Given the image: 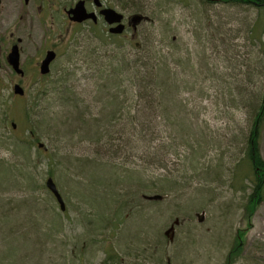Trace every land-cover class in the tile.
I'll return each mask as SVG.
<instances>
[{
	"label": "rangeland",
	"instance_id": "1",
	"mask_svg": "<svg viewBox=\"0 0 264 264\" xmlns=\"http://www.w3.org/2000/svg\"><path fill=\"white\" fill-rule=\"evenodd\" d=\"M77 1L50 0L48 23L32 4L2 1L0 212L7 215L0 231L27 225L29 217L17 208L29 196L49 213L53 207L49 222L58 220L60 228L51 227L61 231L44 237L43 245L0 232V264H224L239 238L243 251L233 264H264V200L246 210L249 183L243 182L244 194L233 181L244 175L247 99L258 100L264 82V19L258 10L201 0H105L118 12L144 17L139 45L130 46L128 34L99 37L93 28H70L64 8ZM60 34L59 58L41 78L37 58ZM9 38L20 42L12 47L24 80L4 59L12 49ZM159 56L176 71V89L163 109L155 107L160 116L152 125L131 89L135 64L143 65L141 78ZM113 69L116 81L108 76ZM14 84L25 90L23 98L13 94ZM113 99L124 104L118 108ZM115 111L143 116L136 128L144 140L124 146L113 136L111 146L97 143L76 120L92 125ZM260 155L264 161V128ZM50 172L64 214L43 189ZM112 183L114 196L106 204ZM144 195L156 199L144 201Z\"/></svg>",
	"mask_w": 264,
	"mask_h": 264
},
{
	"label": "trees",
	"instance_id": "2",
	"mask_svg": "<svg viewBox=\"0 0 264 264\" xmlns=\"http://www.w3.org/2000/svg\"><path fill=\"white\" fill-rule=\"evenodd\" d=\"M201 1L203 2L207 1L209 3H214V4H227L233 6H237V5L250 6L258 10L259 12L258 19L260 18L264 19V0H201ZM257 23L258 20H256L255 25H257ZM135 67H137V69L135 70L136 81L132 85L131 92L136 96L135 99L133 96L132 101L135 103H139V102L143 103L144 107L147 108L148 111L150 112L148 113L150 114L149 122L152 125H154V121L159 119L158 116H160L157 115V113H153L155 107L157 106L163 109L164 108L163 105L167 104L166 100L170 99L174 90L176 89L174 84L175 81L174 74H176V71L169 68L168 65L163 61V59L161 60L160 56L157 59H154L152 62V67L154 70L151 69V71L144 73V76L141 78H138L139 76H141V74H139V70L143 69V65L135 64ZM146 69L147 68H145L144 70ZM108 76L113 77L114 81H116L115 69H113V71L110 74H108ZM113 100L114 103L116 102L119 103L117 105L118 108H120V106L124 104V101H120L118 99H113ZM246 109L248 112V120H250V124L248 131L245 132L243 136L244 148H243L241 163H242V167L244 168L243 171L244 175L241 177V181L237 177H235L234 178L235 180L233 179V181L234 183L238 182L237 184L238 189L244 194H246L245 189L247 188V185L243 184V182L244 180L248 181L250 185V186L248 185V187L250 188V193H248L247 195L246 210L253 208L255 210L256 207L260 205V203H262L264 200V161L260 155V139L262 135V130L264 128V82H263L261 97L258 100L252 99L251 97L247 99ZM126 114L115 111V113L112 114L109 118L105 119L104 117L101 118V120L97 119L94 121L92 125H90L89 122L82 120V117L77 118L76 120L79 123L83 124L84 127L83 132H85V135L86 136L91 135L92 138L95 139L97 143L104 141L105 143H108L109 146H111L113 141V136H117L118 139L122 141L124 146H128L127 144H129L131 140L133 139L144 140L146 136L143 131H138L136 128V126H139L138 124L141 123L140 120H142L141 118L143 116H141L140 118L137 115L131 116L130 114H128V116H125ZM166 119L171 120V118H166ZM4 122H5V127H8L9 122L7 120ZM92 127H94V129L96 128L97 129L95 131H91ZM127 134L130 135L131 138L128 139L129 141L123 142ZM35 140L38 141V139ZM33 141L32 143L34 144ZM51 176L52 175L50 172L48 178H52ZM113 182L122 183L121 181L119 182L113 181ZM114 186L115 185L113 183L110 184L109 187L106 188V191H108V193L111 191L112 192L115 191ZM26 191L28 192L30 190H26ZM111 196H114V194H112ZM35 200L31 196H29L26 198V200L19 201L22 204L21 206L22 210L25 207H28V209L22 211L26 217H29V214L33 213V210L30 208L32 207L34 209L35 206L34 202H36ZM9 213H11V211H9ZM118 213L117 215H115V217H118ZM5 215H7L5 211L4 213L0 212V224L2 223L3 218L6 217ZM119 217H121V215H119ZM8 229L9 228H7L6 230ZM0 232L4 233V231L3 232L0 231ZM14 233L15 232L13 231V229L12 231L8 230L7 232L4 233L5 234L4 236L12 238ZM243 243H244L243 238H239L235 241L224 264H233L235 262V260L240 256L241 252L243 251L242 248ZM107 260L110 261V256L108 257Z\"/></svg>",
	"mask_w": 264,
	"mask_h": 264
},
{
	"label": "flooded vegetation",
	"instance_id": "3",
	"mask_svg": "<svg viewBox=\"0 0 264 264\" xmlns=\"http://www.w3.org/2000/svg\"><path fill=\"white\" fill-rule=\"evenodd\" d=\"M2 1L3 0H0V10L2 9V6H3ZM20 3L23 4V6H26L27 8L30 4H32L33 8L37 10L39 15L46 14V16L42 18L43 21L47 23L49 22L50 18H49V14L47 13H49V11L51 10L50 0H20ZM77 3L82 4V8L87 14H93L95 16L94 19L89 18L81 22L74 21L72 19L73 16L71 14L69 15L68 12L71 9H73ZM104 10H113L122 15L121 24L123 25V32L120 35H115L114 33L111 32V30H113L118 24L117 23L108 24V22L105 19V16L102 15V12ZM64 14H65V19H67L66 22L69 24L70 28L72 27L77 28V29H81V28L87 29L88 28V30L90 28H93L95 31L98 32V33L96 32V34H98L99 37L102 36V32L105 35L108 34L109 37H113V38H116V37L122 38L123 36L128 34V37H126V41L128 42V44L130 46L133 43L137 46L139 45V43L137 42V38L139 36L138 27L141 25L142 19L144 20V17L134 16L132 12H127V13L118 12L110 8L108 6V2L105 0H78L73 5H69L67 9L64 8ZM64 32H66V30H64ZM63 35L65 34H60L59 35L60 39L58 40L57 39L54 41L50 40L48 44L42 48L40 56L37 58L36 64L39 62L41 63L46 53L48 52L53 53L54 60L49 65L48 74H50L51 72V66L53 65V63L59 58V52H58L59 49H62V46L64 45ZM100 40L101 39H99V42H101ZM19 43L20 42L18 39H13V38H9V41L7 42L8 47H12L13 45L19 44ZM4 59L5 61H7V56H5ZM40 63L38 64V68L36 69L38 71L39 76H41V78H45V76H42L40 74V66H41ZM0 66H1V59H0ZM31 76H32V79L37 78L35 73ZM17 77H19L20 80H24L25 72H23L22 76H17Z\"/></svg>",
	"mask_w": 264,
	"mask_h": 264
},
{
	"label": "bare ground",
	"instance_id": "4",
	"mask_svg": "<svg viewBox=\"0 0 264 264\" xmlns=\"http://www.w3.org/2000/svg\"><path fill=\"white\" fill-rule=\"evenodd\" d=\"M87 138H89V137H87ZM35 144V143H34ZM20 177H21V174H20ZM24 179V178H23ZM30 188V187H29ZM39 190H43L44 189V191L46 192V194H47V196H48V198H50V199H52L53 201H55V203L58 205V209H59V212H61L62 214H64V212L66 211V206H65V203H64V199H63V197L61 196V194H60V192H59V195H60V197H61V199H62V201H63V204H64V211H62L61 210V208H60V205L57 203V201L55 200V199H53V194L51 193V191L46 187V183L44 184V187H43V189H41L40 187L38 188ZM38 190V191H39ZM39 192H42V191H39ZM113 194V192L111 191V192H107V194H106V196H105V199H106V204H108V199H107V196H109V195H112ZM156 196V195H155ZM155 196H153V197H151L150 195L149 196H147V198L145 197V195L144 196H142L141 198L145 201V200H147V201H151V199L150 198H154ZM146 198V199H145ZM21 200H26V198H24V199H21ZM21 200H19V201H21ZM46 200H47V198H46ZM46 200H44L45 202H46ZM46 205H48L47 204V202H46ZM49 205H51L50 204V202H49ZM22 204L19 202V204H18V208H17V210L19 211L20 209H22ZM106 207H108V206H106ZM52 206L50 207V213H51V210H52ZM33 209V208H32ZM47 210H49V208H48V206L46 207V208H44V207H42L41 205H37V203H36V206H34V209H33V215L31 214L30 216H29V219H28V222H27V225H22V226H18V230H13L15 233L13 234V236L12 237H17V238H21V239H23V238H30V239H33V240H35V241H33L34 243H36V244H38V245H43V243H44V240L43 239H45L44 237H49L50 236V233L52 232V233H54V234H60V231H61V229L58 231H56L57 233H55V231H53V228L55 229L57 226L60 228V222H58V220H56V219H54L53 217H52V219H51V222L53 221V224L51 223V222H49V220H50V218H51V214L49 213V211H47ZM18 211H16V212H18ZM23 211V210H22ZM109 211H110V209H109ZM39 212V213H38ZM117 213H118V210L117 209H115V214L114 215H117ZM110 214V213H109ZM47 215H50V217H48L47 218ZM36 216V218H34ZM110 220H111V217H109L108 216V219H107V221H106V223H110ZM113 225V227H114V223L112 224ZM53 228H52V227ZM46 227V228H45ZM53 237V236H52ZM9 238H11V237H9Z\"/></svg>",
	"mask_w": 264,
	"mask_h": 264
},
{
	"label": "water",
	"instance_id": "5",
	"mask_svg": "<svg viewBox=\"0 0 264 264\" xmlns=\"http://www.w3.org/2000/svg\"><path fill=\"white\" fill-rule=\"evenodd\" d=\"M68 14L69 15L71 14L73 16L72 19L77 22H81L89 18L94 19L95 17L93 14H87L82 8L81 3H77L75 7L68 12ZM102 15L105 16V19L108 22V24L120 23L122 19V16L113 10H104L102 12ZM111 32L115 34H121L123 32V26L119 25L115 29L111 30ZM53 59H54L53 53H47L40 67L41 74L45 75L46 73H48L49 64ZM8 63L17 74L22 75V71L19 69V52L16 46L12 47L8 55ZM13 92L15 95H19V96L23 95V90L18 85L14 86ZM13 128H15V126H13ZM41 147L42 146L39 145V148ZM45 183H46V187L51 191L53 197L60 205L61 210L64 211L65 208L63 201L59 195V192L53 180L51 178H48ZM199 222H202V218L200 217H199ZM177 223L178 222L176 221L175 224ZM169 231H171V229Z\"/></svg>",
	"mask_w": 264,
	"mask_h": 264
}]
</instances>
